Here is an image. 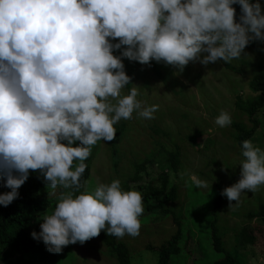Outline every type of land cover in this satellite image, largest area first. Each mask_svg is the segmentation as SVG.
Segmentation results:
<instances>
[{
  "label": "clouds",
  "instance_id": "9594fccd",
  "mask_svg": "<svg viewBox=\"0 0 264 264\" xmlns=\"http://www.w3.org/2000/svg\"><path fill=\"white\" fill-rule=\"evenodd\" d=\"M252 40L264 41V15L250 0H0V179L11 189L0 205L18 197L29 170H39L51 189L67 190L32 233L48 251L105 229L138 236L140 191L124 190L119 179L91 191L81 183L93 147L116 139L114 125L134 112L153 119L159 107L142 108L137 87L121 96L131 80L122 58L183 71L189 62L238 59ZM215 123L226 127L232 119L222 111ZM242 155L241 178L221 193L229 208L264 185V150L244 140Z\"/></svg>",
  "mask_w": 264,
  "mask_h": 264
},
{
  "label": "rangeland",
  "instance_id": "374dc122",
  "mask_svg": "<svg viewBox=\"0 0 264 264\" xmlns=\"http://www.w3.org/2000/svg\"><path fill=\"white\" fill-rule=\"evenodd\" d=\"M256 2L260 3L261 14L264 15V0ZM124 47L114 50L113 54L120 56ZM122 62L131 80L122 89L121 96L129 94L132 87H137V99L142 108L159 107L153 119H145L134 112L132 119L118 122L122 127L115 140L98 141L92 149L90 171L84 181H88L91 191L99 184H110L119 179L126 190L127 180L136 165L145 163L151 172L148 176L141 171L142 180L147 182L152 176L156 179V172L167 171L169 184H174L177 189V196L166 204L171 209L169 213L159 210L158 206L154 210L144 208L139 218L140 234L136 237L125 234L123 238H118L129 248V264L156 263L159 245L176 229L173 213L181 215L183 237L192 229L194 232L189 239L191 252L186 257V264L203 254L209 260L219 255L209 244V223L214 217H217L216 223L225 246L234 250L235 231L242 225L244 213L264 202V185H260L255 192H242L239 204L232 201L230 208L227 197L221 195L223 189L241 178L240 166L245 158L234 140L237 129L233 123H242L247 128L253 125L245 104L255 95L249 85L250 78L256 72L264 71V41L252 40L241 56L230 62L218 60L206 66L199 61L189 62L183 71L163 61L157 63L153 60L148 65H142L122 58ZM222 111L232 119L226 127L215 123ZM255 116L258 126L247 140L264 150V105ZM79 143L77 141L73 146ZM173 151L174 166L169 161V153ZM194 178L206 182L207 187L196 188ZM130 184L136 187L132 182ZM43 190L55 201L33 220V229L37 234L41 231L44 215L54 211L58 196L67 191L60 186L53 190L47 182ZM105 231L101 230L97 237L83 244L67 245L59 264H119L103 243L102 234ZM242 234L247 241L240 245L245 264H264V231L245 229ZM28 253L25 251L24 255Z\"/></svg>",
  "mask_w": 264,
  "mask_h": 264
},
{
  "label": "trees",
  "instance_id": "16d2710c",
  "mask_svg": "<svg viewBox=\"0 0 264 264\" xmlns=\"http://www.w3.org/2000/svg\"><path fill=\"white\" fill-rule=\"evenodd\" d=\"M250 2L255 3V0H250ZM233 7L236 9V20L239 22L241 6L234 4ZM249 85L255 95L245 104V108L248 110L253 125L247 128L242 123H233L237 129L234 140L241 149L242 142L251 137L258 126L255 114L264 105V71L256 72L250 78ZM114 127L118 133L122 125L117 123ZM174 153L175 151L169 153V161L172 166L176 163ZM85 163L87 168L81 177V183L89 175L90 157ZM172 168L176 169V167ZM141 171L148 176L151 172L147 170L145 163L137 164L133 174L127 180L126 190L140 191L145 209L154 210L158 206L159 210L169 213L171 209L166 204L177 196V189L174 184H169L167 171L156 172V179L152 176L148 178L147 182L142 180ZM14 175L19 174L14 173ZM45 182L44 176L39 170H29V178L17 190L18 197L8 206L0 205V264H59L61 255L67 246H64L60 253L50 252L42 239H34L32 236V233L35 232L33 220L40 217L41 212L55 201L54 197L49 196L47 191L43 190ZM130 182L136 187H132ZM4 185L5 180L0 179V194L11 191ZM180 217V214L173 213L172 220L176 223V229L159 245L155 264H174V262L175 264H186V257L191 252L188 246L189 239L194 236V232L192 229L183 237ZM243 217L242 225L235 231L236 247L234 250L227 249L225 246L216 223L217 217H214L209 223V244L219 255L213 260H209L203 254L200 258H192L189 264H245L240 245L247 241L243 237L242 231L254 228L261 232L264 231V202H260L256 209L246 211ZM102 240L109 253L116 258L119 264H129V248L124 241L113 235H108L106 231L102 234ZM199 247L203 253L201 246ZM25 251H29L26 256L24 255Z\"/></svg>",
  "mask_w": 264,
  "mask_h": 264
}]
</instances>
